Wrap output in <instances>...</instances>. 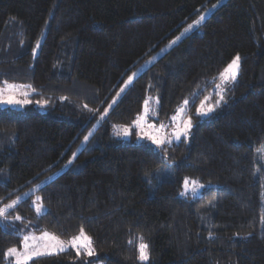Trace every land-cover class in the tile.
Here are the masks:
<instances>
[{"label":"trees","instance_id":"trees-1","mask_svg":"<svg viewBox=\"0 0 264 264\" xmlns=\"http://www.w3.org/2000/svg\"><path fill=\"white\" fill-rule=\"evenodd\" d=\"M236 56L226 103L193 118L187 140L155 150L111 133L149 97L165 124L181 105L192 118ZM4 82L46 107L0 108V207L18 200L21 217L0 223V264L21 243L12 225L62 239L83 231L103 264H264V0H0ZM184 179L210 186L183 197ZM27 264L88 263L67 250Z\"/></svg>","mask_w":264,"mask_h":264},{"label":"rangeland","instance_id":"rangeland-1","mask_svg":"<svg viewBox=\"0 0 264 264\" xmlns=\"http://www.w3.org/2000/svg\"><path fill=\"white\" fill-rule=\"evenodd\" d=\"M209 12H210L209 10L203 12L200 15V18L204 17ZM192 26L194 25L192 24ZM179 39H180V36L175 37L172 41L167 43L160 51L155 53L151 58L144 61L141 65H138L135 68L134 72L128 75V77L122 84L121 88L116 92L114 98L112 99L110 103V106H108L106 110H109L112 104H114V102H116L120 98L124 89H126L132 83V81L134 80L136 76H138L147 66L152 64L154 60L159 58L168 48H170ZM227 67L221 73H226ZM130 77H131V82H129ZM231 85H232V82L225 84L223 80L221 79V74H220L218 77V82L212 88L210 93L206 96H203V98L197 104L195 111L194 112L192 111L191 113L193 114L192 118H191L190 112L188 116H184L185 106L182 107L183 105H181L179 107V110L176 111V113L173 116H171L170 120L167 121L166 124L158 120V115H157L158 99L156 97H149L146 99L145 103L143 104L142 111L140 112V114L137 115L136 118L129 125L113 126L111 129V133H113V136L117 140H120L122 142L131 143V144L145 143L148 146L154 148L155 150L163 148L167 144L171 145L172 143H176L180 139L187 140L189 133H190V129H191L190 128L187 130L186 135L184 134V125L187 123V121L192 120L193 118H197L198 120L205 119L209 117L210 115H212L217 109L222 107V105L226 103L225 95L228 89L231 87ZM13 86H14V90L10 93L8 90L13 88ZM221 91H223V96H224L223 100L219 99V94ZM0 92H3L5 96L12 94L15 96L16 99L22 101V103L18 105H6V104L0 103V108L22 110L28 105L32 104L37 109L43 111V109L46 107V104L44 102H37L34 104L31 102V97L35 94V91L32 90L31 87L26 86V85L4 82L2 85H0ZM23 101H27V103H23ZM209 108H211L212 110L208 111ZM202 113H206V114H202ZM177 133H180L179 138H177ZM150 137H156L159 140H163L164 143L159 144V145L155 144L153 143ZM259 163H260V169L257 172V174L259 175L260 183L262 186L261 206H262V210L264 213V153L261 154V156H259ZM167 175H168V172H166V174L164 172H160L155 177V181L159 182L161 180H164L168 177ZM185 180L186 179L183 180V183L180 189V196H183V197L188 196V197L194 198L200 194V191L203 188L210 186L209 184H202L197 180L194 181V180L187 179L189 181V184L187 188H185V184H184ZM27 194L29 195L31 194V192H28ZM37 197L38 196L35 195L33 196V198H31V205L35 213L39 215L44 211V208L40 204V200L37 201ZM15 202H16L15 204L16 206L18 204V200H16ZM13 203L2 205L0 207V210L6 211L5 218L0 220V223L2 226H5L6 224H12V221L17 220L16 217L18 215L15 216V213H12V211L15 210V206L11 208L8 207L9 205H13ZM37 207H40L41 209L40 212H37L36 210ZM2 217L3 216H0V218ZM17 221H20V219ZM28 225L29 223H27L26 228L28 227ZM10 230H13L18 235H20L22 239H21L20 246L18 248H15L16 249L15 256L7 255L9 249L5 252L4 264H15V258L23 256L26 251H32L34 250V248L42 247L43 245L51 246V245L56 244L57 241H59L64 246V248H66L67 250H72L73 252H75V254L78 257H81V259L84 262L88 264H103V261L98 258L99 257L98 254L94 252L92 245H91V248L93 250V254L91 256L87 255V251L84 248H80L78 246L73 247L71 245V241L73 240V238L80 237L81 233L69 239H62L58 237L57 235H55L54 233L50 231H46V230L39 231V232L28 230V229L23 230V229L14 228V225H12V228H10ZM45 233L48 234L47 238H44ZM84 235L86 234L84 233ZM25 236L29 237L27 242L23 240V237ZM52 237H55V240H53ZM25 243H27L30 246L28 249L25 248ZM81 243H83V241H81ZM61 252H64V251H56L55 249H53L51 254L46 253L41 256H34L33 259L38 258V257H43V256L55 255ZM31 260H29L28 262H30Z\"/></svg>","mask_w":264,"mask_h":264},{"label":"snow or ice","instance_id":"snow-or-ice-1","mask_svg":"<svg viewBox=\"0 0 264 264\" xmlns=\"http://www.w3.org/2000/svg\"><path fill=\"white\" fill-rule=\"evenodd\" d=\"M200 19L203 20L204 17H201ZM198 23H199V21H197V24ZM191 28H192V26L190 25L188 29H185V31L187 32ZM239 71H240V57L236 56L231 61V63L228 65V67L226 69V73H221V79L223 80V82L225 84L234 82L236 80L238 74H239ZM129 82H131V77L129 78ZM218 87H219V85H218ZM13 90H14V86H13V88L9 89L8 91L11 93ZM219 99L220 100L224 99L223 91L220 92ZM0 103L6 104V105H18V104H21L22 101L16 99L15 96L12 94L5 96L3 94V92H0ZM23 103H27V101H23ZM218 103H219V101H218ZM211 110H212L211 108L208 109V111H211ZM202 114H206V113H202ZM191 126H192L191 120H188L187 123L184 125V134L185 135L187 134V130L190 129ZM179 135H180V133H177V138H179ZM150 138L152 139L153 143H155V144L159 145V144L164 143L163 140H159L156 137H150ZM87 139L88 138L85 137V140H87ZM69 163H71V161H69ZM184 184H185V188H187L189 181L186 179L184 181ZM25 195H27V194H25ZM182 195H183V193H182ZM39 200H40V197H37V201H39ZM34 203H36V202H34ZM15 204H16V202H14L13 205H9L8 207L9 208L14 207ZM36 210H37V212L41 211L40 207H37ZM5 215H6V211L0 210V216H5ZM16 219L19 220L20 217L17 216ZM47 237H48V234L45 233L44 238H47ZM28 239H29V237H27V236L23 237V240L25 242H27ZM52 239L55 240V237H52ZM81 241H83V243H81ZM71 245L73 247L78 246L80 248H84L87 251V255H89V256H91L93 254V250L91 248V238L84 235L83 231H81L80 237L73 238V240L71 241ZM29 247L30 246L27 243H25V248L28 249ZM147 248H148V246L144 243H141L139 245L138 250H139V258L141 261H146L148 259ZM53 249H55L56 251H66L67 250L66 248H64V246L59 241H57L56 244L51 245V246L43 245L42 247L34 248V250H32V251H26L23 256L15 258V264H27V262L29 260L33 259L34 256H41V255H44L46 253L51 254ZM15 253H16V249L11 248L8 250L7 255L15 256Z\"/></svg>","mask_w":264,"mask_h":264}]
</instances>
